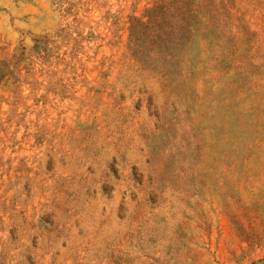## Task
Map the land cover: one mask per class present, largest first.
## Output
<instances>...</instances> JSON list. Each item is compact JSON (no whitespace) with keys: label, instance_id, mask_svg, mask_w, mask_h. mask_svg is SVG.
I'll use <instances>...</instances> for the list:
<instances>
[{"label":"rangeland","instance_id":"374dc122","mask_svg":"<svg viewBox=\"0 0 264 264\" xmlns=\"http://www.w3.org/2000/svg\"><path fill=\"white\" fill-rule=\"evenodd\" d=\"M158 1L0 0V264H264V0Z\"/></svg>","mask_w":264,"mask_h":264},{"label":"trees","instance_id":"16d2710c","mask_svg":"<svg viewBox=\"0 0 264 264\" xmlns=\"http://www.w3.org/2000/svg\"><path fill=\"white\" fill-rule=\"evenodd\" d=\"M165 12V22L166 28L163 31V34L160 36L165 42L170 40L171 29L183 28L188 24L187 16L195 14L192 8H190L187 2H181V0H159L153 7L150 9V22L151 18L155 19L160 14V12ZM179 26V27H178Z\"/></svg>","mask_w":264,"mask_h":264}]
</instances>
